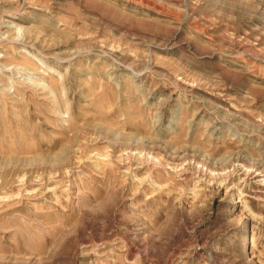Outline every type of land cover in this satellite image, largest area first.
I'll list each match as a JSON object with an SVG mask.
<instances>
[{"label": "rangeland", "instance_id": "obj_1", "mask_svg": "<svg viewBox=\"0 0 264 264\" xmlns=\"http://www.w3.org/2000/svg\"><path fill=\"white\" fill-rule=\"evenodd\" d=\"M0 264H264V0H0Z\"/></svg>", "mask_w": 264, "mask_h": 264}]
</instances>
